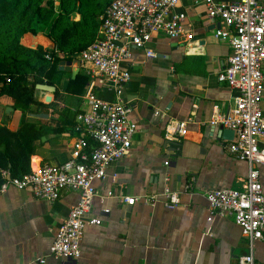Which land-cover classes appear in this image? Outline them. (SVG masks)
<instances>
[{"label":"crops","instance_id":"1","mask_svg":"<svg viewBox=\"0 0 264 264\" xmlns=\"http://www.w3.org/2000/svg\"><path fill=\"white\" fill-rule=\"evenodd\" d=\"M176 11L185 13L178 37L154 33L147 44L154 57L143 48L132 50L131 78L120 96L131 104L130 118L138 129L130 150L107 166L103 179L93 182L97 196L90 213L102 221L85 227L81 257L67 260L49 254L78 194L65 191L48 201L9 185L0 191V264H237L247 254L254 264H264V229L262 238L251 242L232 216L211 215L206 198L210 190H244L249 171L248 162L229 151L232 140L220 137L221 125L210 124L214 106L226 110L235 93L217 78L232 51L228 40L215 36L225 26L208 17L204 0H180ZM35 38L25 33L21 42ZM87 81L83 64L74 77L65 71L53 76L58 93L45 119L66 130L44 135L35 144L31 169L70 158L83 133L76 116L87 107ZM97 90L107 101L116 99L112 86ZM261 105L264 112V93ZM7 107L12 109L6 112ZM20 119L12 100L1 97L0 120L15 130ZM169 121H186L184 135L166 137ZM258 169L264 189V166ZM166 187L179 195L174 207L166 206L163 197L153 205L140 199ZM108 190L112 195L105 197ZM122 196L137 200L126 204Z\"/></svg>","mask_w":264,"mask_h":264},{"label":"built area","instance_id":"2","mask_svg":"<svg viewBox=\"0 0 264 264\" xmlns=\"http://www.w3.org/2000/svg\"><path fill=\"white\" fill-rule=\"evenodd\" d=\"M179 1L112 0L109 3L99 16L94 40L75 54L88 76L83 96L87 107L76 119L93 144L81 138L67 160L58 164L39 163L30 172L9 178L0 186V191L9 185L18 190H29L36 198L48 201L58 199L65 191L78 194L50 246L49 254L55 258L79 259L85 227L101 224L102 220L90 213L97 196L93 182L103 179L107 166L130 150L138 129L130 118L131 104L120 96L122 87L131 78L132 50L143 48L147 56L154 57L155 52L147 46L154 33L162 32L172 39L181 34L185 13L176 11ZM204 2L208 17L225 26L216 29L215 36L228 40L232 50L227 65L217 78L235 91L226 110L214 106L210 124L234 130L229 151L249 164L244 190H210L206 192V198L211 215L232 216L243 234L253 242L262 238L264 229V189L258 169V166H264V112L261 105L264 93V2ZM104 85L113 87L115 100L100 97L97 89ZM186 124V121L167 122L166 137L183 136ZM105 195L109 197L112 192L108 190ZM160 197L168 207L180 203L178 193L169 187L160 194H145L140 199L153 205ZM120 200L131 205L137 198L122 196ZM237 264H254L253 256H240Z\"/></svg>","mask_w":264,"mask_h":264},{"label":"trees","instance_id":"3","mask_svg":"<svg viewBox=\"0 0 264 264\" xmlns=\"http://www.w3.org/2000/svg\"><path fill=\"white\" fill-rule=\"evenodd\" d=\"M111 1L59 0L56 8L54 0H0V98L9 97L21 116L15 130L0 120V186L8 174L16 178L31 171L35 140L66 130L63 125L52 126L45 118L29 115L47 113L51 105L34 100V85L53 84L58 62L76 57L94 40L99 16ZM74 13L80 17L72 18ZM40 23L47 24L46 35L54 42L53 48L41 44L30 48L21 43L25 33L41 30ZM81 138L93 144L86 132Z\"/></svg>","mask_w":264,"mask_h":264},{"label":"water","instance_id":"4","mask_svg":"<svg viewBox=\"0 0 264 264\" xmlns=\"http://www.w3.org/2000/svg\"><path fill=\"white\" fill-rule=\"evenodd\" d=\"M39 44V42L36 41L35 45L37 47V45ZM49 48H53V44L51 43H47L46 45ZM80 59L78 57H74L72 59H61L58 62V66L57 69L59 71H65V72H70L71 76L74 77L78 71H79V67H80ZM57 89L56 86L54 84H48V83H36L34 85V92H33V98L34 100L43 102L45 104H50L52 103L54 96L56 95ZM12 108L11 107H7L6 112H9ZM30 116L32 117H38V118H47L48 114L45 112H31L29 113ZM220 137L223 139H227V140H233L234 138V130L231 128H225L220 126ZM45 140V136H41L40 139H37L33 142V144H38L41 141ZM10 176L9 174L7 175V179H9Z\"/></svg>","mask_w":264,"mask_h":264},{"label":"rangeland","instance_id":"5","mask_svg":"<svg viewBox=\"0 0 264 264\" xmlns=\"http://www.w3.org/2000/svg\"><path fill=\"white\" fill-rule=\"evenodd\" d=\"M58 2H59V0H54V4H55V6H56V8L58 7ZM109 5V4H108ZM107 5V6H108ZM107 8V7H106ZM105 8V9H106ZM101 15V14H100ZM75 18V19H78L79 17H80V15L78 14V13H74L73 14V16H72V18ZM39 27H40V31L37 33V34H33V35H35L36 36V38L35 39H33V40H28L27 42H26V44H24V43H22L23 45H25V46H27V47H30V48H36V45H35V43H36V41L37 40H41L42 41V46H44L45 48H49V47H47L46 45H47V43L49 42V43H51V44H53V46H54V42L51 40V38L49 37V36H47L46 35V32H47V30H48V27H47V24H42V23H40L39 25H38ZM42 27L44 28V29H42ZM21 41V40H20ZM40 44V43H39ZM38 44V45H39ZM37 45V46H38ZM51 106V105H50Z\"/></svg>","mask_w":264,"mask_h":264}]
</instances>
